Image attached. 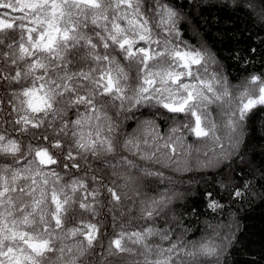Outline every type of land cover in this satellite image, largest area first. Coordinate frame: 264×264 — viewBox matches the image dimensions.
I'll list each match as a JSON object with an SVG mask.
<instances>
[{
	"label": "snow or ice",
	"instance_id": "6c2138e0",
	"mask_svg": "<svg viewBox=\"0 0 264 264\" xmlns=\"http://www.w3.org/2000/svg\"><path fill=\"white\" fill-rule=\"evenodd\" d=\"M179 23L180 14L161 0H152L147 10L144 0H0V81L19 86L7 93L18 113L14 124L28 132L47 121L54 136L66 137L71 124L70 135L75 137L77 149L74 155L60 140L47 147L34 148L29 143L27 155L34 158L26 161L25 167H18L22 157L26 160L24 149L17 140L0 133V156L11 158L0 163V264H84L83 257L93 248L100 229L88 223L87 231L65 230V222L69 213L75 219L73 205L77 203L79 209L95 212L94 204L84 202L87 193L79 201L75 197L88 185L72 180L57 188L60 176L53 171L56 179L49 192L48 173L40 166L68 160L73 163H62L63 168L79 169V161L86 162L81 153L97 159L117 154L115 138L102 135L101 116L107 120L108 133L113 132L114 123L97 108V97L108 98L113 106L120 101L116 106L120 111L156 107L172 114L173 119L181 114L186 120L191 118V126L185 122L182 127H171L166 137L156 132L154 121L145 120L143 126L152 133L151 152H141L139 138L124 140L122 149L149 165H158L156 170L127 156L120 157L119 165L102 161L119 180V192L105 185L109 203L120 205L122 196L142 197L144 181L164 176L159 169L182 174L237 154L249 114L264 108V76L252 75L233 96L227 78L210 70L215 62L212 55L179 39ZM3 103L0 98V108ZM79 105L94 115L71 121L64 118L66 109ZM213 106L219 110L220 122L212 115ZM104 107L102 104L101 109ZM93 118L94 136L91 130L87 137L83 130H75L84 123L91 128ZM182 129L203 147L186 143ZM142 142L149 144L147 139ZM90 195L95 200L100 193L93 190ZM231 195L242 199L245 191L237 188ZM136 202L142 206L141 218L153 220L172 203V197L162 193ZM209 207L216 210L222 205L212 202ZM177 227L179 220L164 230L146 227L131 233L121 231L110 242L108 255L121 257V264H204L198 258L219 259L220 248L186 242L179 235L173 239ZM77 235L82 239L72 245L64 243ZM153 236L170 243L167 247L151 244L148 241Z\"/></svg>",
	"mask_w": 264,
	"mask_h": 264
},
{
	"label": "trees",
	"instance_id": "16d2710c",
	"mask_svg": "<svg viewBox=\"0 0 264 264\" xmlns=\"http://www.w3.org/2000/svg\"><path fill=\"white\" fill-rule=\"evenodd\" d=\"M167 3L180 14V40L210 53L214 58L210 70L216 71L219 75L226 77L228 85L233 93L237 95L240 88L252 75L264 76V0H161ZM152 0H144L145 9L151 7ZM157 35H162L159 29H154ZM101 52L103 50L101 49ZM86 70V69H85ZM6 72L11 71L6 69ZM14 74V73H13ZM18 85H11L6 81H0V98L4 103L0 108V133L6 137L17 140L24 149V157L18 167H25L26 161L33 160V156L27 155V145L33 147H47L55 140H60L65 148H71L75 155L77 149L74 147L75 137L70 135L73 130L69 125V135H53V129L48 127V122L39 129L29 128L28 132H22L20 126L14 124L18 113L14 110L12 97L7 93L18 88ZM85 94L84 89H80ZM106 105L101 109V105ZM118 106L120 101H115ZM108 102V98L97 97V108L106 112L112 118L114 130L107 132V120L101 116L100 126L102 135L115 138L117 154L115 156H102L101 159L93 157L90 153H81L86 158L79 161L80 168H63L62 163L71 165L73 161L63 160L56 165H42L41 171L47 172L50 192L52 182L56 179L51 175L53 171L59 173L60 179L56 183L59 188L72 180L84 181L87 189H79L75 193L77 201L81 200L85 193L88 194L85 203L94 204L95 212L79 209L78 203L75 208V219L73 213L65 222V230L78 228L87 231L86 224H96L100 233L94 241V246L89 254L83 257L84 264H121V257L108 255L110 242L121 232L131 233L142 231L146 227L164 230L175 226L179 220L180 227L173 233V239L181 236L186 242L191 241L197 245L208 243L220 248L219 259L198 258L204 264H264V108H257L249 114L243 125L241 143L237 154L229 160H221L206 168L182 174L173 173L168 169H159L164 173L162 178L174 179L178 182L193 181L199 182L196 185L175 188L171 192L165 190V186L156 178L144 181L142 197L131 199L122 196L120 205L109 203L110 197L105 185L116 188L119 180L111 174L102 161L108 160L119 165L121 156H127L137 164H144L156 170L158 165H149L148 162L134 156L130 151L120 146L127 138L141 139V152H151L152 133L149 128L143 126L145 120L155 122V130L162 136L170 134V128L188 122L191 126V118L188 120L181 114L173 119L172 114L156 107H137L132 112L120 111L118 107ZM65 119L75 120L78 117L94 115L88 113L84 105L76 108L66 109ZM212 115L218 122L221 120L219 110L213 106ZM52 117L49 116L48 120ZM59 124V118L56 125ZM87 137L91 130L93 136L96 130V121L93 118L91 128L84 123L81 128ZM187 137L186 143L194 147H203L200 141L182 129ZM47 135L48 140L42 139ZM149 140L145 145L142 141ZM56 152L57 150L51 149ZM10 157L0 156V163L10 162ZM35 167V165H33ZM96 177L93 180V177ZM40 181L41 177H37ZM209 180V183H206ZM116 181V183H113ZM205 182V183H204ZM242 188L245 196L237 199L231 193ZM98 190L100 195L93 200L90 193ZM69 194L70 189L67 190ZM162 193L172 197V203L153 220L142 219L141 205L136 202L139 199L147 200L156 198ZM36 195H39V189ZM131 196V193H129ZM216 202L222 207L213 210L209 205ZM49 204L51 201L49 199ZM54 208V205H51ZM57 231H60L59 229ZM227 237L228 239H224ZM82 239L81 236H69L64 243L74 244ZM127 243V241H125ZM151 244H160L167 247L169 241H161L159 237L153 236L149 241ZM59 243V242H58ZM137 247L135 245H129ZM191 246V245H189ZM186 264L188 262L186 261Z\"/></svg>",
	"mask_w": 264,
	"mask_h": 264
},
{
	"label": "rangeland",
	"instance_id": "374dc122",
	"mask_svg": "<svg viewBox=\"0 0 264 264\" xmlns=\"http://www.w3.org/2000/svg\"><path fill=\"white\" fill-rule=\"evenodd\" d=\"M115 164H117V163H115ZM157 180L165 186V190L167 192H171V191L175 190V188H178V187L191 186V185H196L199 183V182H193V181L178 182V181H176L174 179H170V178H160ZM206 183H209V180H206Z\"/></svg>",
	"mask_w": 264,
	"mask_h": 264
}]
</instances>
